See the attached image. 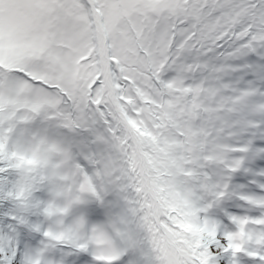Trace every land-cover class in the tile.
<instances>
[{
  "label": "snow or ice",
  "instance_id": "6c2138e0",
  "mask_svg": "<svg viewBox=\"0 0 264 264\" xmlns=\"http://www.w3.org/2000/svg\"><path fill=\"white\" fill-rule=\"evenodd\" d=\"M12 3L6 14L0 0V264H264V22L241 25L235 57L224 47L235 29L211 49L238 61L216 112L243 131L221 159L207 129L193 140L163 113L145 126L123 100L110 113L93 97L99 80L75 114L71 66L46 75L27 60L46 61L82 24L93 44L104 34L111 57L101 0Z\"/></svg>",
  "mask_w": 264,
  "mask_h": 264
},
{
  "label": "trees",
  "instance_id": "16d2710c",
  "mask_svg": "<svg viewBox=\"0 0 264 264\" xmlns=\"http://www.w3.org/2000/svg\"><path fill=\"white\" fill-rule=\"evenodd\" d=\"M103 6L107 35L114 53L110 57L113 64L110 77L116 100L120 102L127 95L128 110L139 120L137 113H143L142 104L147 101L142 95L154 91L157 95L152 97L150 104L169 105L175 114V121L179 119L185 123L183 111L188 89L183 85L181 66L193 51V56L198 58L196 66L204 68L205 74L213 79L212 88L203 91L212 106L208 105L203 113L208 116L215 130L224 128V118L228 113L217 119L216 109L223 108L230 96L226 91L229 85L222 81L234 79L235 74L230 73L229 68L238 61L233 58L229 63H224L215 57L211 49L226 33L231 35L235 29L236 36L226 39L224 44L225 49L232 47L230 54L235 57L244 47L240 37L247 29L242 31L241 25L252 21L264 22V5H261L260 0H107ZM80 7L78 15L83 18L85 5L80 3ZM68 32V40L58 42L46 61L27 60L34 65L39 62L38 66L44 74L53 75L57 65L67 67L74 54L71 51L74 45L70 46L69 41L72 43V39L79 40L84 45L86 39L89 40L90 46L86 48L84 56L90 59L76 80V88L67 83L66 91L69 92L74 108L77 103L74 99L75 90L81 93L84 86L91 88L94 81L103 77V57L98 34L93 44L86 24L70 25ZM236 43H240V47H236ZM170 46L172 52L169 51ZM140 47L144 49L143 55L137 51ZM216 51L221 49L217 47ZM153 70L158 73L156 78L161 81L160 85L153 83ZM164 74L165 81L161 79ZM194 85L191 97L192 106L196 108L200 107L198 94L201 88L197 83ZM117 89L122 94L117 93ZM143 124L152 127L151 118H145ZM227 126L232 129L231 124ZM240 129L236 128V131ZM218 156L221 159L228 158Z\"/></svg>",
  "mask_w": 264,
  "mask_h": 264
},
{
  "label": "rangeland",
  "instance_id": "374dc122",
  "mask_svg": "<svg viewBox=\"0 0 264 264\" xmlns=\"http://www.w3.org/2000/svg\"><path fill=\"white\" fill-rule=\"evenodd\" d=\"M110 1H112V0H110ZM106 2H107V0H101V5L103 6L104 3H106ZM81 8L82 7H80L79 9L81 10ZM4 11L6 14L7 13H14L15 14L17 12L15 5L12 3V0H5ZM72 43L69 41L70 46L74 45V49L71 50V51H73L74 54H73V56H71L72 58L70 59V62L68 64V66L69 65L71 66L72 72H71L70 79L68 81H66V83H68L73 88H76V80L78 79V76L80 75V73L83 71V69L88 64L87 60L90 59V57L87 58L84 56V54H86V52H87L86 48H88L90 46V43H89V40H87V39H86L84 45H83V43L79 42V40L76 41L75 39H72ZM192 53H193V51L190 52L187 60L184 61L182 63V66H181V69L183 70V77H184L183 85L186 86L188 88V90L189 89L192 90L193 87L195 88L196 85H194V83H197L200 85L201 90H200V93L198 94V98H199L198 105L200 107L194 108L192 106L191 97H188V99L184 105V111H183V112H185V116L183 115V118H185V123H184L185 127L191 132V137H193L195 140H196L195 133L197 131L204 132L205 129H207V131L213 132L214 140H215L214 147L220 151V153L218 155H220L221 157L232 156L233 153L230 151V145H231V143H233V141L236 138V136H235V133L237 132L236 128H234V129L229 128L227 126L228 123L225 122L224 128L215 130L214 125H211V122L208 120V116L203 113L204 110H206L208 105L210 107L212 106L210 100H208L204 96L203 91H205V90L208 91L212 88L213 79L205 74L204 68L196 66V64L198 62V58L193 56ZM80 57H82V58L80 59ZM27 59L39 60L40 59V53L39 52L28 53ZM125 76H127V75H125ZM165 78H166L165 74L162 75L161 79L163 81H165ZM99 81H100V83H99L98 89H96L94 91L93 97L99 103L107 105L108 109L111 113V111H113L115 109L113 108V106H111L107 85H106L105 81H103V77L100 78ZM262 86H264V85H262ZM90 89H91L90 87L84 86L81 93H78L75 90L74 99L77 100V103L75 104V107H74V109L76 110L75 114H77V115L80 114L82 112V110L87 107V103L89 100L88 93H89ZM120 94H122V92H120ZM156 95H157V93L154 91L147 92V93L142 95L143 99L147 100V101H144V103L142 104V107L144 109L143 113L142 112L137 113L138 119L141 121V123H143V120L145 118H151L153 113H163L164 117L169 122V124L174 126L176 123L175 118H174L175 114L172 111L173 109L169 105L168 106H162L159 104V106H155V105L150 104V100L152 99L153 96H156ZM188 96H189V93H188ZM76 97H77V99H76ZM122 100L127 105V108H129V104H128L129 98L127 97V95H125ZM118 104L120 105V107H123V105L121 104V101L118 102ZM152 104H154V103H152ZM225 116H226V113H225ZM225 119L226 118H224V120ZM239 131H243V129L241 128ZM241 158H247L249 160H252V159H254V154L251 151H249L246 154H242ZM245 191L251 192L252 189H250V188L245 189ZM256 191L258 193V189ZM257 214H258V212L256 210H252L249 212V215H257ZM251 230L252 229L250 226V231Z\"/></svg>",
  "mask_w": 264,
  "mask_h": 264
},
{
  "label": "water",
  "instance_id": "95a60500",
  "mask_svg": "<svg viewBox=\"0 0 264 264\" xmlns=\"http://www.w3.org/2000/svg\"><path fill=\"white\" fill-rule=\"evenodd\" d=\"M98 35H99L100 41H101V51H102V56H103V60H104V78H105L106 84L108 86V92H109L110 100H111L115 110L119 111L121 109V107L114 98L113 86H112V82L110 79V70H111V68H109L110 59H109V56L106 54V50H105V46H104V34L98 32Z\"/></svg>",
  "mask_w": 264,
  "mask_h": 264
}]
</instances>
